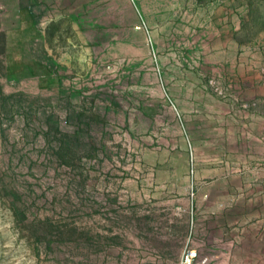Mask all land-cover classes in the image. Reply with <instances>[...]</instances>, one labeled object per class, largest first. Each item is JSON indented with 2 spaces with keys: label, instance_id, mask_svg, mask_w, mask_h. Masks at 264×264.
Returning a JSON list of instances; mask_svg holds the SVG:
<instances>
[{
  "label": "rangeland",
  "instance_id": "obj_1",
  "mask_svg": "<svg viewBox=\"0 0 264 264\" xmlns=\"http://www.w3.org/2000/svg\"><path fill=\"white\" fill-rule=\"evenodd\" d=\"M225 1L239 18L231 36L252 41L256 60L263 56L253 68L264 75V0ZM118 12L125 21L129 10ZM141 29L120 24L108 26L118 36H85L89 49L72 70L87 83L53 90L46 86L48 47L65 37L6 36L0 27V264H177L195 227L207 226L192 216L190 170L198 161L187 133V161L138 148L152 143L149 129L161 131L163 145L177 134L133 115L141 100L158 96L142 86L143 72L158 66L153 36ZM209 77L230 93L210 87L211 94L233 97L230 80ZM240 252L233 254L250 253Z\"/></svg>",
  "mask_w": 264,
  "mask_h": 264
},
{
  "label": "crops",
  "instance_id": "obj_2",
  "mask_svg": "<svg viewBox=\"0 0 264 264\" xmlns=\"http://www.w3.org/2000/svg\"><path fill=\"white\" fill-rule=\"evenodd\" d=\"M0 4L4 6L0 27L6 36L65 37L63 45L48 47L46 86L53 90L87 83L81 71L72 70L80 69L89 49L85 36H118L108 32V26L145 24L153 36L158 71L149 66L143 72L142 86L158 96L138 101L133 115L148 128L157 123V129L166 125L177 134L174 142L163 145L157 143L161 131L149 129L152 143L138 148L180 153L187 161L184 132L190 137L198 161L192 216L196 224L199 218L207 220V226L195 227L190 239V246L198 251L193 262L264 264V75L253 68L263 56L260 52L257 61L259 51L252 41L240 43L231 36L239 18L228 2L0 0ZM124 7L129 13L125 21H119L118 10ZM139 31L146 35L144 29ZM241 56L245 59L242 68L236 60ZM210 73L232 82V98L221 100L210 93L205 87ZM164 89L173 98L179 117ZM244 101L250 105L244 107ZM206 185L210 191L201 193L199 186ZM236 249L254 255L236 257Z\"/></svg>",
  "mask_w": 264,
  "mask_h": 264
},
{
  "label": "built area",
  "instance_id": "obj_3",
  "mask_svg": "<svg viewBox=\"0 0 264 264\" xmlns=\"http://www.w3.org/2000/svg\"><path fill=\"white\" fill-rule=\"evenodd\" d=\"M3 7L4 6L2 4H0V8L3 9ZM142 25L145 27L147 35L150 36L146 25L145 24H142ZM261 72L264 73V63L261 66ZM205 87L213 88L215 93L217 95L221 96V97H227L228 95H230V93L228 91V87L220 85L215 79L210 78V77L208 78L207 82L205 83ZM170 102L173 105V107L176 109L177 116L179 117L180 114H179V111L177 110L174 102L172 100H170ZM242 105L244 107H248L250 105V102L244 101L242 103ZM190 171H191V174L194 173V166H191V170ZM189 243H190V240H187L186 244H185V246H184V248H183V250H182V252H181V254L179 256L177 264H190L198 256L197 249L191 247Z\"/></svg>",
  "mask_w": 264,
  "mask_h": 264
}]
</instances>
